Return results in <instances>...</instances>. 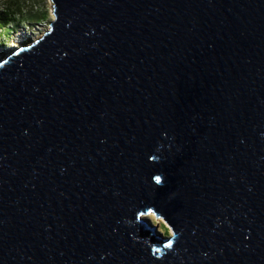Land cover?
Here are the masks:
<instances>
[{
    "label": "water",
    "instance_id": "obj_1",
    "mask_svg": "<svg viewBox=\"0 0 264 264\" xmlns=\"http://www.w3.org/2000/svg\"><path fill=\"white\" fill-rule=\"evenodd\" d=\"M50 3L0 56V264H264V0Z\"/></svg>",
    "mask_w": 264,
    "mask_h": 264
},
{
    "label": "rangeland",
    "instance_id": "obj_2",
    "mask_svg": "<svg viewBox=\"0 0 264 264\" xmlns=\"http://www.w3.org/2000/svg\"><path fill=\"white\" fill-rule=\"evenodd\" d=\"M3 14L11 15L12 20L7 25L11 30L8 41L3 42L4 38L0 36V56L9 52L11 47L29 43L40 36L52 19L50 0H0V15ZM148 218L158 225L160 232L170 234L163 218H156L153 213Z\"/></svg>",
    "mask_w": 264,
    "mask_h": 264
},
{
    "label": "trees",
    "instance_id": "obj_3",
    "mask_svg": "<svg viewBox=\"0 0 264 264\" xmlns=\"http://www.w3.org/2000/svg\"><path fill=\"white\" fill-rule=\"evenodd\" d=\"M11 15L3 14L0 15V36H2L4 39L2 40L3 42H7V36H10V31L7 29V25L10 23L12 20Z\"/></svg>",
    "mask_w": 264,
    "mask_h": 264
},
{
    "label": "snow or ice",
    "instance_id": "obj_4",
    "mask_svg": "<svg viewBox=\"0 0 264 264\" xmlns=\"http://www.w3.org/2000/svg\"><path fill=\"white\" fill-rule=\"evenodd\" d=\"M160 178L159 177H157V180H159Z\"/></svg>",
    "mask_w": 264,
    "mask_h": 264
},
{
    "label": "bare ground",
    "instance_id": "obj_5",
    "mask_svg": "<svg viewBox=\"0 0 264 264\" xmlns=\"http://www.w3.org/2000/svg\"><path fill=\"white\" fill-rule=\"evenodd\" d=\"M37 36V35H36ZM13 46V45H12ZM150 215V214H149Z\"/></svg>",
    "mask_w": 264,
    "mask_h": 264
}]
</instances>
